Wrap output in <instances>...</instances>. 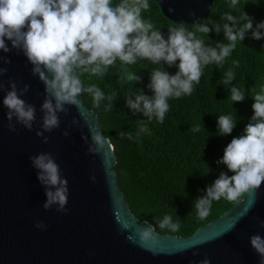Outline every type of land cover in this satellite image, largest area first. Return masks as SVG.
Returning a JSON list of instances; mask_svg holds the SVG:
<instances>
[{"label": "clouds", "instance_id": "9594fccd", "mask_svg": "<svg viewBox=\"0 0 264 264\" xmlns=\"http://www.w3.org/2000/svg\"><path fill=\"white\" fill-rule=\"evenodd\" d=\"M226 2L230 10L223 12V23L213 22L210 18L196 20L190 26L180 22L163 34L142 16V12L151 7L149 0H0V52L17 49L31 65V73L44 86L39 130L35 135L47 143L48 137L44 133L59 127V113L67 114V106L80 108L83 93L90 95L94 108L106 101L105 111L112 110L118 92L105 93L95 83L85 85L84 79H103L117 61L122 65H132L139 60H147L158 65L150 71L145 85L151 95L145 94L142 89H135L134 92L129 90L124 97L126 107L133 114L140 113L149 122L155 118L157 123H163L169 111V99L191 95L194 85L200 82L205 66L211 64L222 68L246 36L250 35L254 40L264 39V20L256 22L254 17L242 11V7L239 8L241 15L237 16L231 10L238 9L240 0ZM251 2L258 4L260 0ZM167 11L173 12V9L169 7ZM189 15L194 13L189 12ZM210 31L222 32L227 43L215 41L214 44H206L204 37H208ZM0 59L5 64L10 62L6 56ZM162 64L175 66L177 71L170 74ZM238 66L239 61L233 60L232 67L224 72L222 85L232 83L234 69ZM6 71V68L0 67V75ZM140 79L134 71L128 76L130 82ZM28 88L29 85L24 84L18 89L13 80L8 81L7 89L0 84V90L4 92L0 105L6 110L4 116L9 131H15L13 120L27 130L33 128L36 108L22 98ZM227 90L232 104L245 100L244 87L233 85ZM250 97L253 100L252 114L242 134L233 136L224 147L222 156L215 161L227 171H220L202 190L203 195L195 199L200 219L210 213L214 201L221 199L237 201L242 194H246L253 204L264 182V84ZM238 119L242 117L217 115V135L232 133ZM72 123L78 125L75 119ZM201 128L202 123L196 124L191 131L197 133ZM89 131L91 143L87 151L95 152L103 138L98 131ZM148 131L142 120L136 136ZM62 135L68 136L69 132L65 130ZM81 138L87 141L83 134ZM132 138L129 136V139ZM29 160L44 189L46 199L41 207L48 210L55 206L57 212L66 213L67 179L62 175L55 157L49 152H40L29 156ZM229 172L232 174L229 175ZM258 223L264 229V220ZM34 226L39 229L46 227L42 221H37ZM159 227L177 232L181 225L179 219L174 221L172 215L165 214L159 221ZM150 228L143 232L144 236L149 235ZM249 245L258 256V264H264V236L252 234ZM153 255L156 253L153 252ZM197 264H210V260L205 257Z\"/></svg>", "mask_w": 264, "mask_h": 264}, {"label": "water", "instance_id": "95a60500", "mask_svg": "<svg viewBox=\"0 0 264 264\" xmlns=\"http://www.w3.org/2000/svg\"><path fill=\"white\" fill-rule=\"evenodd\" d=\"M154 1L164 17L186 25L207 19L213 7V0ZM169 7L173 12L167 11ZM4 56L10 62L0 59V67L7 69L0 75V84L4 89L9 80L15 81L18 89L28 84L22 98L35 106L36 120L32 130L13 120L15 131H9L6 110L0 105V264H197L205 257L210 264H258L249 237L256 233L264 236L258 223L264 220V182L253 204L243 194L235 205L188 236L159 233L131 211L113 169V145L82 96L80 108L69 105L67 114L59 113V127L44 133L48 141L42 142L35 132L39 130L44 86L17 49L0 52V57ZM3 95L0 90V99ZM90 129L103 138L95 152L87 151ZM65 130L68 136L62 135ZM40 152L51 153L67 179L66 213L57 212L55 206L48 210L41 207L46 199L44 189L29 160ZM37 221L46 227L36 228ZM149 226V235L144 236Z\"/></svg>", "mask_w": 264, "mask_h": 264}, {"label": "trees", "instance_id": "16d2710c", "mask_svg": "<svg viewBox=\"0 0 264 264\" xmlns=\"http://www.w3.org/2000/svg\"><path fill=\"white\" fill-rule=\"evenodd\" d=\"M240 0L238 9H233L237 16L242 11L254 17L256 22L264 20V0L254 4L249 0ZM150 9L142 12L146 20H150L159 30L166 34L168 28L175 23L164 17L154 0H149ZM245 3V4H244ZM226 0H213V7L208 15L213 22L223 23V12L229 11ZM186 25V24H185ZM190 26V25H186ZM205 43L215 41L227 43L223 33L209 32ZM264 39L254 40L249 36L238 43L232 54L226 59L222 68L207 65L203 68L200 82L194 85L191 95L179 99H169V111L163 123L155 118L147 121L140 113L133 114L125 105L124 94L129 90L142 89L145 94L151 91L145 87L149 73L158 67L147 60H139L136 64L122 65L119 61L109 68L103 79L92 77L84 79V84H97L105 93L117 91V99L113 109L105 111L104 104L94 108L89 94L83 93V104L97 114L103 135L109 137L116 162L113 169L120 189L123 191L131 211L139 219L153 224L159 233H170L188 236L199 226L208 223L227 211L237 201L221 199L214 201L210 213L203 219L197 216L195 199L203 195V189L210 184L220 171H227L223 165L215 161L222 156L223 149L233 136L242 134L248 118L252 114L251 95L264 84ZM239 61L234 69L235 79L229 85H222L224 72L232 67V61ZM164 70L173 74L176 67L163 65ZM134 71L141 77L140 81L130 82L128 76ZM233 85L244 87L245 100L231 102L228 88ZM249 90V91H248ZM221 114H233L242 117L236 121L232 133L226 136L217 135L216 118ZM145 122L147 133H136L140 121ZM202 123L200 132L193 133L191 127ZM114 131L113 134H110ZM125 135H121V133ZM129 136L133 137L129 139ZM210 171L208 172V168ZM231 175L232 173H228ZM200 190V191H198ZM165 214L172 215L173 220L179 219L180 229L171 232L161 229L159 221Z\"/></svg>", "mask_w": 264, "mask_h": 264}]
</instances>
